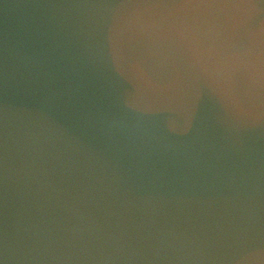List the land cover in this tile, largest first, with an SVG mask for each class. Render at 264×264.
Masks as SVG:
<instances>
[{"label": "water", "instance_id": "1", "mask_svg": "<svg viewBox=\"0 0 264 264\" xmlns=\"http://www.w3.org/2000/svg\"><path fill=\"white\" fill-rule=\"evenodd\" d=\"M0 264H264V0H0Z\"/></svg>", "mask_w": 264, "mask_h": 264}]
</instances>
